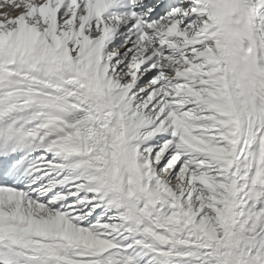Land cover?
I'll return each instance as SVG.
<instances>
[{
	"label": "snow or ice",
	"instance_id": "1",
	"mask_svg": "<svg viewBox=\"0 0 264 264\" xmlns=\"http://www.w3.org/2000/svg\"><path fill=\"white\" fill-rule=\"evenodd\" d=\"M0 264H264V0H0Z\"/></svg>",
	"mask_w": 264,
	"mask_h": 264
}]
</instances>
